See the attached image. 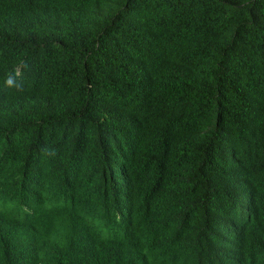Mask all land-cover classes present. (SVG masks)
<instances>
[{
	"label": "trees",
	"instance_id": "16d2710c",
	"mask_svg": "<svg viewBox=\"0 0 264 264\" xmlns=\"http://www.w3.org/2000/svg\"><path fill=\"white\" fill-rule=\"evenodd\" d=\"M0 264H264V0H0Z\"/></svg>",
	"mask_w": 264,
	"mask_h": 264
}]
</instances>
